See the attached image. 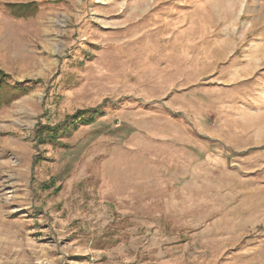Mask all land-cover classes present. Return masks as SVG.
<instances>
[{"label":"rangeland","instance_id":"obj_1","mask_svg":"<svg viewBox=\"0 0 264 264\" xmlns=\"http://www.w3.org/2000/svg\"><path fill=\"white\" fill-rule=\"evenodd\" d=\"M0 69V264H264V0H0Z\"/></svg>","mask_w":264,"mask_h":264},{"label":"trees","instance_id":"obj_2","mask_svg":"<svg viewBox=\"0 0 264 264\" xmlns=\"http://www.w3.org/2000/svg\"><path fill=\"white\" fill-rule=\"evenodd\" d=\"M6 9L17 18L33 17L38 12L35 1L26 3H6ZM36 82H41L37 79ZM30 82L12 83L8 73L0 69V110L9 106L14 100L29 93L32 89ZM96 109H78L65 117L60 124L50 125L38 123L35 126V138L39 143L57 140L62 135H70L79 125L90 124L95 120ZM48 138V139H47Z\"/></svg>","mask_w":264,"mask_h":264}]
</instances>
